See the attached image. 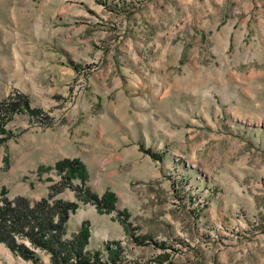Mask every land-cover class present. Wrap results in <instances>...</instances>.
Instances as JSON below:
<instances>
[{
	"label": "rangeland",
	"instance_id": "1",
	"mask_svg": "<svg viewBox=\"0 0 264 264\" xmlns=\"http://www.w3.org/2000/svg\"><path fill=\"white\" fill-rule=\"evenodd\" d=\"M17 96L0 195L37 202L78 160L56 198L93 264H264V0H0V103ZM17 242L36 261L0 243V264H51Z\"/></svg>",
	"mask_w": 264,
	"mask_h": 264
},
{
	"label": "trees",
	"instance_id": "2",
	"mask_svg": "<svg viewBox=\"0 0 264 264\" xmlns=\"http://www.w3.org/2000/svg\"><path fill=\"white\" fill-rule=\"evenodd\" d=\"M28 103L27 99L21 96L10 97L0 103V133L6 134L5 124L14 113L21 109L28 110ZM3 140L4 138H0V142ZM147 153L153 158L161 159V156L151 150ZM55 167L59 171L66 168L67 174L62 176V183L51 185L47 196L37 202H31L22 196L8 200L4 197V191L1 192L0 243L5 244L19 256L32 261L37 259L35 253L25 244L17 242L19 237L27 239L32 247L46 251L51 257V264L96 263L99 261L98 252L85 250L88 244L87 228H81L69 239L65 238V225L69 214L76 210L78 204L56 198L62 189L72 186L71 180L74 176H78L81 182L85 181V168L76 159H64L56 163ZM81 189L73 187L80 201L91 203L99 210H114L115 198L111 192L98 196L87 189L84 191ZM103 249L113 260L116 254L110 245L103 244Z\"/></svg>",
	"mask_w": 264,
	"mask_h": 264
}]
</instances>
